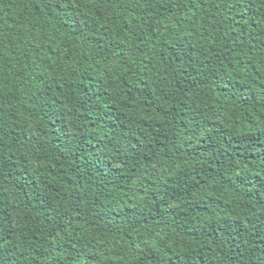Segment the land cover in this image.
<instances>
[{
  "label": "trees",
  "instance_id": "16d2710c",
  "mask_svg": "<svg viewBox=\"0 0 264 264\" xmlns=\"http://www.w3.org/2000/svg\"><path fill=\"white\" fill-rule=\"evenodd\" d=\"M0 264H264V0H0Z\"/></svg>",
  "mask_w": 264,
  "mask_h": 264
}]
</instances>
